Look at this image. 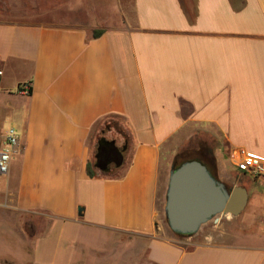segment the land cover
Here are the masks:
<instances>
[{"label": "crops", "instance_id": "crops-1", "mask_svg": "<svg viewBox=\"0 0 264 264\" xmlns=\"http://www.w3.org/2000/svg\"><path fill=\"white\" fill-rule=\"evenodd\" d=\"M26 14L0 22V150L10 129L21 135L0 179V264H74L93 230L144 242V264H264V174L231 159H264V0H36ZM112 120L129 133L123 164L90 179L98 126ZM209 138L216 179L245 191L258 226L188 248L198 235H168L159 205L171 160ZM25 218L50 229L32 247Z\"/></svg>", "mask_w": 264, "mask_h": 264}, {"label": "rangeland", "instance_id": "rangeland-1", "mask_svg": "<svg viewBox=\"0 0 264 264\" xmlns=\"http://www.w3.org/2000/svg\"><path fill=\"white\" fill-rule=\"evenodd\" d=\"M45 1V0H44ZM26 0H0V22H9L20 20L21 17L27 15L28 11L35 10L36 0H30L27 5ZM32 5V7H30ZM42 7H48V3L42 5ZM210 137V135H208ZM128 130L121 121L112 120L110 122H104L98 126V139H102L106 142H113L118 149L125 147L126 141H128ZM98 143V142H97ZM97 143L95 144L97 146ZM191 148L187 151L181 152L171 160V172L178 164L190 160L201 159V149H198V144L193 142ZM204 151H207L212 156L214 150V144L210 138L203 141ZM198 151V152H197ZM200 151V153H199ZM96 152V151H95ZM95 153L91 156V165L95 166ZM113 167H111L112 169ZM170 172V174H171ZM170 177V176H169ZM168 186H165L162 203L159 205L160 218L162 219V226L168 235L176 237L168 228L165 218V203L166 193ZM251 206L245 208V210L237 217L230 215H219L212 219L210 222L203 225L199 232L195 235L191 246H196L203 243V237L211 236L216 237V240L227 238V240L245 241L248 237L257 231L258 224L254 221L253 217L247 216L251 213ZM24 234L26 239V245L32 247L38 240H42L49 235L50 229L46 221L41 218H25L24 220ZM14 224H20L19 221ZM31 226V229L29 228ZM29 228V229H28ZM4 225L0 221V246L4 245ZM12 238L19 244L20 242V230L14 229ZM22 235V234H21ZM194 236V237H195ZM10 242L11 245L15 244ZM72 241L65 239L61 243V253L69 250V245ZM76 255L74 256V264H115L119 262L123 257L124 263L137 264L145 263V247L146 244L142 241H135L127 235L119 236L107 232L91 231L80 233V237L76 238ZM81 249V250H80ZM138 257V261L135 258ZM65 257L64 260H66ZM128 258V259H126ZM62 261V260H61Z\"/></svg>", "mask_w": 264, "mask_h": 264}, {"label": "water", "instance_id": "water-1", "mask_svg": "<svg viewBox=\"0 0 264 264\" xmlns=\"http://www.w3.org/2000/svg\"><path fill=\"white\" fill-rule=\"evenodd\" d=\"M111 151L113 160L101 173L113 164L119 169L124 161L123 155L115 147ZM99 162L98 156L94 158ZM247 205V195L241 188L228 191L211 174L202 162L190 159L173 168L165 203V218L169 230L177 237L191 238L200 228L219 215L239 216Z\"/></svg>", "mask_w": 264, "mask_h": 264}, {"label": "built area", "instance_id": "built-area-1", "mask_svg": "<svg viewBox=\"0 0 264 264\" xmlns=\"http://www.w3.org/2000/svg\"><path fill=\"white\" fill-rule=\"evenodd\" d=\"M2 73H0V77ZM22 95H29L30 89L24 86ZM21 147V135L15 129H10L6 135L5 146L0 150V179L5 178L10 171L13 157ZM232 166L240 173L252 178H260L264 174V159L245 153L242 150L232 153Z\"/></svg>", "mask_w": 264, "mask_h": 264}, {"label": "flooded vegetation", "instance_id": "flooded-vegetation-1", "mask_svg": "<svg viewBox=\"0 0 264 264\" xmlns=\"http://www.w3.org/2000/svg\"><path fill=\"white\" fill-rule=\"evenodd\" d=\"M112 143L113 142L103 141L102 139L98 142L96 152L94 155V158H95V156H98V160H99V162H96V160H95V166L96 167L103 168L108 162H110L114 159L113 156L111 155V151L113 148ZM203 148H204V145L200 146L198 148V149H201V153H200V151H199V153L202 156V158L201 159H195V160H198V161L202 162L205 166H207V168L210 170L211 174H213L216 177L212 158L207 151H204ZM118 151L123 155L124 151H125V147L123 149H118ZM111 165H113V164H111ZM111 165H109L107 167L106 172L109 170V167Z\"/></svg>", "mask_w": 264, "mask_h": 264}, {"label": "trees", "instance_id": "trees-1", "mask_svg": "<svg viewBox=\"0 0 264 264\" xmlns=\"http://www.w3.org/2000/svg\"><path fill=\"white\" fill-rule=\"evenodd\" d=\"M101 35H102V32H94L93 35H92V38L96 39V38L100 37ZM86 172H87V176L90 179H95L96 178V175H95L93 166L91 165V162L88 163Z\"/></svg>", "mask_w": 264, "mask_h": 264}]
</instances>
